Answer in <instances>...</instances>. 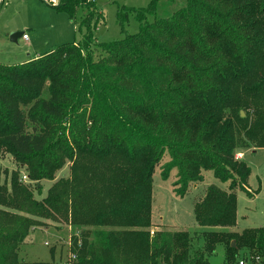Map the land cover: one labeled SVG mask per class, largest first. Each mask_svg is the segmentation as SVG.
<instances>
[{"label": "trees", "instance_id": "obj_1", "mask_svg": "<svg viewBox=\"0 0 264 264\" xmlns=\"http://www.w3.org/2000/svg\"><path fill=\"white\" fill-rule=\"evenodd\" d=\"M161 2L177 0H151L137 11L138 33L98 43L97 1L58 0L52 7L72 19L87 11L82 38L0 63V148L32 181H53L71 163L43 200L19 173L0 184V264H29L19 249L40 218L85 229L73 242L77 264H208L219 245L225 264H264V227L229 230L236 191L259 193L249 192L251 167L236 154L264 148V0H184L144 21ZM166 152L162 178L178 169L179 197L203 170L231 181L196 202L200 235H151L153 178Z\"/></svg>", "mask_w": 264, "mask_h": 264}, {"label": "rangeland", "instance_id": "obj_2", "mask_svg": "<svg viewBox=\"0 0 264 264\" xmlns=\"http://www.w3.org/2000/svg\"><path fill=\"white\" fill-rule=\"evenodd\" d=\"M99 13L104 16L94 31L98 43H109L122 39L126 35L136 34L140 31L138 10L147 8L151 0H96ZM58 0H0V63L15 65L24 63L39 54L52 51L62 44L78 42L82 38L79 29L80 22L87 15L85 9L80 10L75 18L65 12L57 11L52 5ZM161 2L157 15H146L144 21L153 22L156 18L168 16L180 9L184 0H177L172 5ZM14 32H23L28 40L22 36L17 42L11 40ZM44 90L43 96H48ZM248 113L252 120L253 110ZM245 117L246 112L241 111ZM254 146L243 150L246 152V161L251 167L248 190L250 193H259L251 196L247 191L238 189L237 194V224L229 230L241 233L245 229L264 227V148L253 152ZM241 159V157L239 158ZM168 152L157 167L153 178V204L151 235L160 230H186L192 235H200L204 230L199 226L194 214L196 202L202 199L210 186L228 190L231 181L224 183L215 177L213 171L203 170V181L190 182L189 192L185 197L175 193V182L178 180V169L170 172L168 180H163V166L170 162ZM71 163L57 172L53 181H32L28 178L26 166H21L12 155L0 148V184L10 180L12 174L19 173L20 180L28 186L37 200H43L50 187L62 178L70 177ZM177 188H181L178 185ZM42 224L35 227L21 244L19 259L29 264L36 262H49L51 264L69 263L70 258L76 254L73 246L74 238L79 239L85 229H76L63 219L60 221L40 218ZM199 245L203 238L198 239ZM244 250L239 254L243 256ZM208 264H225V248L219 245L209 257Z\"/></svg>", "mask_w": 264, "mask_h": 264}, {"label": "built area", "instance_id": "obj_3", "mask_svg": "<svg viewBox=\"0 0 264 264\" xmlns=\"http://www.w3.org/2000/svg\"><path fill=\"white\" fill-rule=\"evenodd\" d=\"M22 38H23L24 40H28L29 37H28L27 34H23V35H22ZM236 157H237V158H240L241 155H240L239 153H237V154H236ZM76 259H77V256L74 254V255L70 258L69 263H62V264H77V263H75V260H76ZM240 264H244V262L241 261Z\"/></svg>", "mask_w": 264, "mask_h": 264}, {"label": "crops", "instance_id": "obj_4", "mask_svg": "<svg viewBox=\"0 0 264 264\" xmlns=\"http://www.w3.org/2000/svg\"><path fill=\"white\" fill-rule=\"evenodd\" d=\"M39 55H41V54H39ZM259 148H252V150H253V152H256L257 150H258ZM243 150H245V148H239L238 149V153L241 155V160H243V161H245L246 163H248L247 161H246V152H244ZM248 165H249V163H248ZM250 166V165H249ZM250 181V180H249Z\"/></svg>", "mask_w": 264, "mask_h": 264}, {"label": "water", "instance_id": "obj_5", "mask_svg": "<svg viewBox=\"0 0 264 264\" xmlns=\"http://www.w3.org/2000/svg\"><path fill=\"white\" fill-rule=\"evenodd\" d=\"M23 35V32H14L11 35V40L17 42L18 39ZM232 246H235V242H232Z\"/></svg>", "mask_w": 264, "mask_h": 264}]
</instances>
